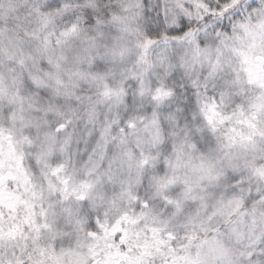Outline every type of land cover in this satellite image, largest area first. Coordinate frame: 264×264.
I'll return each mask as SVG.
<instances>
[{
    "label": "snow or ice",
    "instance_id": "1",
    "mask_svg": "<svg viewBox=\"0 0 264 264\" xmlns=\"http://www.w3.org/2000/svg\"><path fill=\"white\" fill-rule=\"evenodd\" d=\"M0 264H264V0H0Z\"/></svg>",
    "mask_w": 264,
    "mask_h": 264
}]
</instances>
